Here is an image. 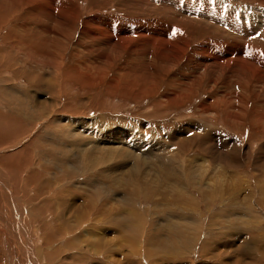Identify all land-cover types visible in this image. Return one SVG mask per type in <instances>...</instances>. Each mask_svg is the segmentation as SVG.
<instances>
[{
	"label": "bare ground",
	"instance_id": "bare-ground-1",
	"mask_svg": "<svg viewBox=\"0 0 264 264\" xmlns=\"http://www.w3.org/2000/svg\"><path fill=\"white\" fill-rule=\"evenodd\" d=\"M191 1L193 0H128L129 9L140 14L132 19L122 11L123 8L119 12L122 16L113 18L110 13H118V10L108 9L102 14V11H98L101 8L96 9L97 11L94 7L95 11L85 9L81 0H0V180L6 184L3 196L0 197V226L10 237L17 234L16 237L20 235L22 238V245L14 247L19 250L16 254L24 256L27 262L20 259L18 264H41L39 259L55 261L65 253L63 249L66 248L76 250L82 258H87V263L82 261L79 264H115L111 254L114 255L117 244L111 240H116L113 232L117 231V227L121 228V232L124 230V240L127 238L137 244L132 249L133 253L137 255L144 252L152 260L158 255L171 259L178 255L181 257L186 249L193 247V243L185 236V228H189L190 223L183 214L187 211L186 214L191 215L192 210L198 209V204L193 206V195L186 184H193V187L203 184V180L200 181L203 175L197 178L196 174L200 169L209 171L210 175L215 167L216 170L223 167L208 159L199 165L205 159L190 160L187 157L189 152L183 153L182 147L177 146L184 142L192 152L196 142L193 143L191 134L197 128L191 124L180 127L185 137L181 138L176 134L177 141L169 139L170 136L164 140L158 138V135L164 134L163 128L155 129V132L154 129L151 132L147 130L148 135L154 132L148 140L140 137L145 135L142 130H127L123 126H111L112 131L107 133L103 130L106 128L104 123L88 117V112H85L88 106L83 103L82 95L76 99L73 94L80 95L76 92L77 88L89 91L91 105L99 110L104 109L111 98L104 100L100 93L90 90L105 83L107 95L122 92L143 102L148 96H155L160 92L161 80L168 74V82L180 87V90L176 93H164L157 100L158 107L168 109L167 102L175 98L194 100L203 89L205 92H215L212 101L222 99L229 103V106L225 104L227 120L235 124V127H242L246 122L251 124L250 129H253L252 126L256 129L263 126L264 0H194L193 5ZM110 2L111 0L100 2L102 9L108 7ZM223 4L227 6L219 7ZM242 7L253 13L251 11V15H241ZM225 8L227 12L224 11ZM125 9L128 11V8ZM39 10H43L45 17L57 26H41L39 23L35 26L31 24L34 29L30 31L28 27L23 28L25 19H19L18 16L35 18ZM85 10H88V16L81 19ZM6 13L11 19L6 18ZM160 13L167 18L166 25L159 19ZM239 16L247 22L253 20L252 27L251 22L250 26L245 25L239 20ZM80 21V34L76 36ZM4 29L7 34L2 37ZM45 33L48 34L47 37L44 36ZM72 39H77V42ZM226 39H231V42ZM80 41L85 42L87 53L77 61L79 57L74 52L70 60L72 63L77 61V64H70L67 62L70 54L68 46L70 42H76L77 48H81L83 45ZM99 41L110 47V51H103ZM127 53L126 60L121 61ZM6 58L10 60L8 66H11L14 78L9 79L13 82L3 76L10 75L8 68H5L7 65H3ZM117 63L116 76L110 81L104 79V75L109 74ZM158 66L163 68V73L155 71ZM207 76L210 78L208 82ZM219 83L224 88L233 85V91L227 89L221 94L215 90ZM172 87L171 85L170 88ZM65 95H68L67 102L63 100ZM211 100H204L197 108H201L203 113L212 114L208 117L217 125L219 108L213 106ZM250 102L253 105L249 108ZM87 109L91 111L92 108ZM210 123L206 119L194 125L204 128L209 127ZM25 137L29 138L25 141L27 144L22 149L12 150ZM167 142L170 144L167 145ZM150 146L152 149L144 152ZM37 151L47 162L45 173H53L54 176L50 180H36L38 183L35 194L28 186L30 180L24 176V168L27 164H32L31 159L33 160ZM23 152L26 155H22ZM240 154L238 149L236 155L225 153L229 157L226 158L236 165L241 164ZM148 158L152 160L150 168L160 172V178L151 170L145 169ZM179 160H183L181 168ZM108 166L111 168L106 169ZM112 167L125 169L114 176ZM38 171L40 176H44V173L39 169ZM28 173L33 179L38 175L35 172ZM224 174L214 175L219 179ZM232 174L239 182H233L230 188L243 192V176L237 171ZM0 185L3 186L1 182ZM216 186L207 191L201 188L207 193L205 203L217 197L211 194L218 190ZM117 190H122L120 200L116 198ZM140 194L148 200L161 196L164 202L168 201L173 206L165 205L168 208H164V212L168 211L172 218H176L172 219L174 224L170 221L166 224L170 231L173 230L171 234L167 232L169 235H165V238L163 234L154 236L155 230L152 231L143 223L140 209L127 206L118 209L115 205L116 201H127L131 196ZM248 195L247 204L250 208L254 207L256 203L251 201L254 195ZM238 196L234 197L237 202L233 204L236 214L246 206L244 202L238 201ZM178 205L183 207L181 211ZM144 211L146 212L145 209ZM27 212L32 216L33 226L51 221L50 227L43 230L47 236H44L43 248L38 251L31 245L33 236L40 241H43V237H37L38 227H33L31 238L32 227L26 223L30 219ZM239 219L242 223L246 221L244 216ZM7 220L10 221L6 222ZM107 237L111 240L103 245ZM212 246L214 245L209 247ZM93 253L101 255L103 259L94 262L91 256ZM103 253H111V258L107 256V259ZM125 255L130 257L131 251H127ZM69 258L70 256H65L64 262L57 264H70ZM13 260L15 259H12V263L17 264ZM75 263L78 264L77 261ZM122 264H129L127 258L126 263Z\"/></svg>",
	"mask_w": 264,
	"mask_h": 264
},
{
	"label": "rangeland",
	"instance_id": "rangeland-1",
	"mask_svg": "<svg viewBox=\"0 0 264 264\" xmlns=\"http://www.w3.org/2000/svg\"><path fill=\"white\" fill-rule=\"evenodd\" d=\"M81 1L85 4L84 5L85 9L87 8L89 10H92L94 7L95 10L96 9L98 10L99 8H101L98 11H100V13L102 11V14H104L105 11L108 9H109L108 11H110V9L118 10V13H110L113 18H118V16H122V13L119 14V12L121 11L122 8H123L122 11H125L126 14L128 13L127 14L128 17L131 16L132 19H134L136 17V14L140 15L137 12H134V11L129 9L130 3L128 4V2H127L128 0H126V2H125V0H120V1L119 0H111L112 3L110 2V5H111V7L113 6V8H111L110 5L108 4L107 5L108 7L105 6V8H103V9H102L101 4L104 3L105 1H108V0H103V1L102 0H93L94 2L92 0H88V1L87 0L86 1L81 0ZM202 1H205V0H202ZM98 2L99 3L102 2V3H100V6H97ZM193 2H194V0L191 1L192 5H193ZM6 3H8V2H6ZM121 3H124V4H121ZM202 3H204V2H202ZM116 6H118V7H116ZM120 6H121V8H120ZM198 6H200V4H198ZM222 6H227V5L223 4L219 7H222ZM5 7H6L5 10H7V4H5ZM217 7H218V5H217ZM125 8H128L127 9L128 11H126ZM213 10H215V9H213ZM242 10L243 11L245 10V11L243 12ZM242 10L240 11L241 15L242 14L243 15H245V14L251 15L253 13L252 10L245 9L243 7H242ZM87 11L88 10L84 11V14H82L81 19H85L88 16L86 13ZM224 11L227 12L226 8L224 9ZM251 11H252V13H251ZM160 14H158L159 19H161L163 21V24L166 25L167 24V18H165V16L162 13H160ZM177 15H179L178 12H177ZM18 17H19V19H25L23 21L22 26L25 29H26V27H28L29 31L31 29H34L31 27V24H33L35 26V24L41 23V26H46V25H53L54 27L57 26V24L55 22H52L47 17H45L43 10H39L37 12V14L35 15V18L36 17H38V18H36V19L34 18V16L27 17V18H23L20 16H18ZM6 18L11 19L10 17H8L7 13H6ZM31 18H32V20H31ZM179 18H180V16H179ZM220 18H222V17H220ZM238 18L245 25L250 26V24H251L250 27H252L253 20L250 19L249 22H251V23L249 24V22H247L246 19H243L240 16ZM256 23L257 22H255V24ZM80 26H82L81 21L77 25V28H79L77 30H79V31H76V34H75L76 36L78 34H80V28H81ZM6 34H7V30L4 29L3 34L1 36L3 37ZM47 35H48L47 33L44 34V36H46V37H47ZM77 39H75V40L72 39V40L77 42ZM76 42H74V43L70 42V44H69L70 46H68V53H70V54H69V58L67 59V62L69 61L70 64L72 63L70 59L72 58V56L74 54H77V56L79 57L77 59V61H78V60L83 59L85 57V54L87 53L85 42L80 41L81 44L83 46L84 45L85 46L83 47L82 45H80V47L81 46L82 47L79 48V46H78L79 49L77 48ZM227 42H231V39H228ZM96 43L98 44V42H96ZM99 44H102L103 51L104 50H105V52L110 51V47L105 46L104 43H101L99 41ZM75 49H76V51H75ZM82 49H86V50H82ZM79 51L81 53L83 52V54L79 53ZM128 54L129 53H127L126 56H124L121 59V61H125L126 58L128 57ZM139 59H140V57H139ZM77 61L73 62L72 64H75V63L77 64ZM3 62H4L3 63L4 66L7 65L5 67L6 69L8 68L7 71L10 72V75L9 74H3V76H7L8 79L10 78L13 80L14 77H13V72L10 69L11 66H8V63L10 62V60H8L6 58V59H4ZM118 64L119 63L116 64V67L113 68V70L109 71L110 72L109 74L104 75L105 76L104 79H107L108 81H110L114 76H116ZM155 68H156V66H155ZM155 71L158 74L164 72L163 68L162 67L160 68V66H158L157 69H155ZM142 72L144 73L145 71H142ZM168 76L169 75L166 74L165 77L163 78L164 81L161 80L160 92L158 94H156L155 96H148L143 102H139L135 98H133L132 96H127V95L123 94L122 92L109 93L107 95V93H105L106 84L100 83L98 85L97 89H95V90L89 89L90 91H96V92L100 93V95L102 96V99H104V100H107V99L109 100L111 98L110 99L111 101L109 103H107L106 107L104 109H100V110H99V108L93 107V105H91V97L88 94L89 91L84 92L82 90V88H77L76 92L80 95H76L75 93H73L76 96L75 97L76 99L82 95L83 103L84 104L86 103L85 105L92 108L91 111H88V109H87L88 107H86L85 112H88V117L94 118V120L98 121L99 123H104L106 128H104L103 130H106L107 133H108V131H112L111 126H123L124 129L126 128L127 130H133V129L134 130L135 129L136 130H142L143 135L144 134L145 135L140 136V137L148 140V138L152 136L151 134L155 132V129L163 128L164 134L158 135L157 136L158 138H161L162 140H164L165 138L170 136L169 139L171 138L172 141H177L175 139L176 134H178L179 137H181V138L185 137V133H181L180 127L187 126V125L191 124L197 128V129H195L196 131L193 133L194 136H193V134H191L192 138H193V143L196 142L193 144V148L194 147L195 148L191 152L189 145L185 144L184 142H180L177 146L182 147V149L184 150L183 153H185V151H186V154L189 152L187 154V157H189L190 160H191V158H193L194 161H196V160L202 161V159H205L199 165L203 164L207 159L211 160V162L213 164L219 163V164L223 165L221 170L219 169L220 172H219V170H216L217 167H215L211 171L210 175L208 173L209 171L204 172V169H200L196 172V174L198 175L197 178L201 177L203 175V178H201L200 181L203 180L202 182L204 185L201 184L198 187H196V186L193 187V184H186L187 187L189 188V191L193 195V206L195 204H198V209L195 211L192 210L190 212L191 215L186 214L187 211L186 212L184 211L185 213L183 215L185 217V220L190 223V227L185 228V231H186L185 236L187 237V239L190 242L193 243V247H191V249H189V250L186 249V251H185L186 253L181 254V257L178 255L177 256L178 258L173 257V259H171L168 256L158 255L157 256L158 259L156 258V259L152 260V257H150V258L147 257V255L144 252L137 253V255H138L137 256L136 253H133V251H132V249L135 248L137 246V244L132 243L127 238H125V240H124L125 232H124V230H123V232H121V228H119V227H117V229H116L117 231L113 232V235L116 236V240H111L109 237H107L104 241L105 244H103V245H107V242H109V240L114 241L113 243H115V245L117 244L116 245V251H115L114 255H112L111 253H106V254L103 253V254L106 257L108 256L109 258H111V256H114L113 258H114L115 264L116 263L122 264V262L126 263V258H127V262H129V264H153V262H155V261H157V262H155L154 264H264V158H262V157H264V131H263L264 125L259 126V129H256L254 126H252L253 129H250L251 124L249 122L248 123L246 122V125H243L242 127H238V128L235 127V124H233L230 120L229 121L227 120V113L225 110L227 107L225 104H228L227 106H229V103H227L225 100H222V99H220V100L213 99V101H212L211 98L215 94V92L214 91L205 92L203 89L200 90L198 97H196L194 100L184 101L181 98H177V99L175 98L174 99L175 101L172 100V101L167 102L168 109L158 107L157 106V100L159 98H161V96L164 93L173 92V91L176 93L180 90V87L175 86L172 83L168 82V79L170 77V76L169 77ZM207 77L208 78L206 80L208 82L210 80V78H209V76H207ZM166 78H168V79H166ZM10 79H9V82H13ZM204 84H206V82H204ZM220 84L221 83H219V85L215 87V90L219 91L221 94H224L225 93L224 91H227V89L231 90L232 88H234L233 85H231L232 87L231 86H228V87L225 86V88H224V85H222V84H221L222 87H220L221 86ZM171 85L173 86L172 89L170 88ZM221 88L223 89V91ZM232 91L233 90H231V92ZM105 96H107V98ZM64 99H65V102H67L68 101V95H65V98H63V100ZM204 100H211L210 103L213 106H216L217 108H219L220 114L218 117L219 121H218L217 125L215 124L214 120L209 119V117L212 116V114L209 115V113H203L201 108L200 109L197 108V107H200L199 105ZM217 100H218V102H217ZM221 100L223 103L221 102ZM250 105L252 106L253 102L249 103V106H248L249 108H250ZM177 106H179V107H177ZM263 110H264V104H263ZM202 115H204V116H202ZM206 119H208L211 122L209 124V127L206 126L204 128H199V126L194 125L195 123L200 124L203 120H206ZM107 125H110V126H107ZM261 128H263V129H261ZM153 129H154V132H152L150 135H148L146 133L147 130H148V132L149 131L151 132V131H153ZM173 131H174V133H173ZM171 135H172V137H171ZM201 136H202V139H201ZM28 137H27V139L25 137V140H24V138H21V140H23V141H20L19 144L16 143L15 146L12 147V150L22 149V147H24V144L25 143L27 144V142H25V141H28V139H29ZM117 137H120V136L117 135ZM205 142L207 143L208 146L206 145ZM181 143H183V144H181ZM143 144H145L147 146L146 143H143ZM166 144L169 145L170 142L169 143L167 142ZM150 145H152V142H150ZM235 147L238 149V152L241 153L240 154L241 155L240 156V160H241L240 163L241 164H237V165L232 163L231 161H229V159H227L229 157H227L225 155L226 152L230 156L236 155L237 149ZM150 149H152L151 146L148 147L146 150H144V152H149ZM235 149H236V151H235ZM40 153H42V152H40ZM211 154L213 155L212 157H211ZM218 154L222 157H220ZM22 155H26V153L23 152ZM215 155H216V157H215ZM184 156H186V155H184ZM218 156L220 157V159ZM200 158H202V159H200ZM31 161H32V164H29V165L27 164V167L24 168V176L27 177L28 180H30V181H28V186H30L35 192L36 186L38 183L37 181H39L41 179L42 180H50L53 178L54 174L53 173H45V168L47 167V162L44 161L40 157L38 151L34 154V158H33V160L31 159ZM179 161H181V160H179ZM133 163H134V161H133ZM180 163H181V165H180V168H181V166L184 165L183 160ZM150 164H152V160L150 158H148L145 161L144 167L147 166L145 169H147V171L151 170V172H153L155 175H157L160 178V175L158 174L160 172H158L156 170H152L150 168L151 167ZM107 168H111V167L108 166V167H106V169ZM112 168L114 169V176H118L117 174H121L122 171L125 169V167L124 168H118V169H116V167H112ZM38 169L42 173H44V176L39 175ZM234 170L237 171L240 176H243V179H244V181L242 183L243 184V189H242L243 192H241L238 189L230 188L233 186L232 185L233 182L238 181V179L232 174V172H235ZM29 171L31 173L35 172L36 175L38 174L37 177L35 179L31 178V176H30L31 174L28 173ZM224 172H225V174H224ZM221 173L224 175L221 178L217 179L218 177H216L215 175L221 174ZM208 181H214V182H208ZM0 182L3 185V186L0 185V187H1L0 188L1 189L0 190V194H1L0 197H2L3 196L2 193L4 191L6 184L3 180H0ZM247 182H248V184H247ZM34 184H36V185H34ZM215 185H217L216 188H218V190L211 192V194L214 196H217L218 198L216 197L213 201H210V202L208 201V203L210 204V205H208V203H205V201H204V197L207 193L203 192L202 190L207 191ZM201 188H202V190H201ZM121 193H122V190H117L116 198H118V200H120L119 198H122ZM249 193H251V195L252 194L254 195V197H252L251 201L253 203H256V204H254V207H251V208L247 204L248 203L247 200H249V195H248ZM35 194H36V192H35ZM239 194L241 196H238ZM246 195L248 196V198L245 199ZM237 196H238V201H240L241 203L244 202L243 204H245L248 207V208H246V206L244 205L245 208L242 207L241 211L238 214H236V212H235L236 208H235V206H233V204L235 202H237V201H234V197H237ZM158 197L154 200H148L147 198L143 197V195H141V194H140V196L134 195V196H131V198L127 201H124V199H122L120 202L116 201L115 205L117 206L118 209H120V207H126V206L132 207V208L134 207L135 210L140 209V213L142 212V214H143L142 218H143V223L145 224V226L150 228L152 231L155 230L153 233L154 236L163 234L162 236L165 238L166 237L165 235L168 236L173 231V230L170 231V229L168 228V226L166 224H169L170 222H172L174 224L175 222H173L172 219H176V218H172L169 215L168 211L164 212V208H168L169 206L173 207V206L171 204H168V201H165L166 202L165 203L164 200L161 199L162 198L161 196H158ZM135 199H136V201H135ZM244 199H245V201H244ZM144 200H146V201H144ZM259 203H260V206H257V204H259ZM165 205L168 207H166ZM231 206L233 207V209ZM26 208L27 207L25 206V209ZM178 208H179V211H181L180 209H182L183 207L181 205H178ZM144 209L146 210V212L144 211ZM157 210H158V213H157ZM143 212H145V213H143ZM27 214L29 215L30 219L28 221L26 220V223L28 222L32 227L31 228V238H32L33 230H34L33 227H36V226L32 225L33 221L31 218L32 217L31 214L29 212H27ZM233 214H235V215H233ZM227 215H228V218L226 217ZM233 216H235V217L232 218ZM243 216L246 218L245 223H242V221L239 219V218H242ZM8 221H10V220H7L6 222H8ZM168 221H170V222H168ZM50 222H48V224L47 223L46 224L38 223V225L34 223L38 227V228L36 227L38 229L36 236L37 237H43V239H42L43 241H40V240H38V238H34V236H33V239H32L33 241L31 240L32 241L31 245L35 247L34 248L35 251H38L41 247L43 248V246H44L43 244L45 243L44 242V240H45L44 236H47V235H45V231H43V230L46 227H50V225H49ZM163 224L166 226H164ZM1 228H2V226H0V264H13L12 259H15L13 261L15 263L17 262V264L20 262V259H22V261L27 262L26 259H24L25 258L24 256H20V255L16 254V253H18L19 250H18V248L14 247V245H22L21 243H23V241H22L21 236L18 235L20 237V239H19V237H16L17 234L15 237L14 236L10 237V235L4 229L2 230ZM162 229H163V232H162ZM152 231H151V233H152ZM167 232H169V234ZM4 236H5V238H4ZM146 239L147 238H145L144 241H146ZM211 245H214V246L209 247ZM68 249L69 248L63 249L65 251V253L60 255L57 259H55V261H53V260L41 261V259H39V260H40L41 264H57L58 262H62L65 259V256H70V258L68 259V261L71 260L70 264H74L76 261L78 262V264L82 261L85 263L88 262L87 258H82L80 253L76 252V250L73 251L72 249H69V251H68ZM127 251H131L130 257L129 256L126 257L125 254ZM110 254H111V256H110ZM122 254H124V255H122ZM21 255H22V253H21ZM91 256L93 257L92 260L94 259L93 260L94 262L96 260H99V259L102 260L103 259V257L97 253H93V255H91ZM73 257H75V258L73 259ZM108 257H107V259H108Z\"/></svg>",
	"mask_w": 264,
	"mask_h": 264
}]
</instances>
